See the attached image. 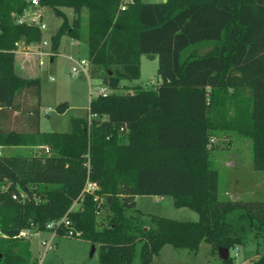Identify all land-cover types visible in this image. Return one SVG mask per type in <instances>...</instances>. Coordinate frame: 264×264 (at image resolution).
I'll use <instances>...</instances> for the list:
<instances>
[{"label": "trees", "instance_id": "trees-1", "mask_svg": "<svg viewBox=\"0 0 264 264\" xmlns=\"http://www.w3.org/2000/svg\"><path fill=\"white\" fill-rule=\"evenodd\" d=\"M29 1L0 0V147L50 154L0 155V264H32L23 230L57 238L72 230L95 247L99 264H133L137 251L139 264H151L166 245L196 254L202 242L215 255L252 234L264 238V201L220 200L210 160L213 139L236 134L264 172V0H132L124 11L122 0H38L61 20L51 57L62 36H85L89 65L105 71L108 89H127L122 83L137 79L141 57L158 62L155 89L98 95L88 105L96 118L72 119L68 133L39 130L40 81L15 66L16 44L43 37L11 16ZM198 44L211 47L182 57ZM87 180L97 186L92 194L83 192ZM143 196L170 197L198 221L145 216L136 209ZM102 208L105 224L97 222ZM63 218L69 226L46 228ZM252 264H264V255Z\"/></svg>", "mask_w": 264, "mask_h": 264}, {"label": "rangeland", "instance_id": "rangeland-1", "mask_svg": "<svg viewBox=\"0 0 264 264\" xmlns=\"http://www.w3.org/2000/svg\"><path fill=\"white\" fill-rule=\"evenodd\" d=\"M144 3H158L162 0H142ZM71 19V11L64 9ZM43 21L46 30L42 33L47 42L41 51L47 53L40 56L35 50L25 54L27 46L17 48L15 66L18 73L27 78H38L40 81L41 108L39 114V129L44 133H68L72 119L87 118L90 122L96 117H88V105L91 99L98 95L132 93L137 86L143 89H155L160 80L157 76V59L141 57L139 75L132 82H123L127 89L112 91L102 83L105 71L96 70L89 65L86 37L75 41L67 36L59 40L57 54L51 57L50 38L58 30L61 20L49 9H43ZM85 12L83 18L85 19ZM85 26L83 27V30ZM211 45H192L182 52V57L191 53L202 55ZM19 50L21 52H19ZM23 51V52H22ZM70 58H72L70 60ZM85 61L86 66H78L77 62ZM77 71L72 73L71 69ZM91 70V71H90ZM92 72V73H91ZM66 104L63 113H58L56 107ZM47 109L48 116L44 113ZM105 118H103L104 120ZM214 150L211 153L212 167L218 172V195L220 200L264 201V172L254 170L252 147L248 140L236 134H219L213 139ZM1 156H44L45 148H8L0 151ZM78 208L73 204L71 209ZM136 209L145 216H156L180 222H196L198 214L188 208H176L170 197L143 196L136 198ZM131 213V212H130ZM107 212L102 208L97 215L99 224L106 223ZM24 240L29 241L32 264H99L98 251L92 253L88 242L77 238H54L51 233H37L23 230ZM1 237V236H0ZM52 240V241H51ZM42 243L52 245V250L45 252ZM211 248L202 242L197 253L188 250H175L170 245L162 248L151 264H241L243 261L254 262L264 255V238L256 239L252 234L244 245L235 246L229 250L230 261L224 263L217 254L210 253ZM133 264H139V254L136 252Z\"/></svg>", "mask_w": 264, "mask_h": 264}, {"label": "built area", "instance_id": "built-area-1", "mask_svg": "<svg viewBox=\"0 0 264 264\" xmlns=\"http://www.w3.org/2000/svg\"><path fill=\"white\" fill-rule=\"evenodd\" d=\"M130 3H132V0H122V2L120 4V8H119L120 11H124L126 9V6L128 4H130ZM42 10L43 9L39 6L38 0H30L29 1V8L28 9L24 10L23 13L20 14V15L12 14L11 16H12L15 24H17V25L34 26V27H37L39 29V31L43 33L46 30V26H45L44 21H43V17L44 16H43ZM20 44L22 46H26L23 43H17L16 44V47L18 48L20 46ZM46 45H47V42L45 40H43V38H42V40H41V42L39 44L27 45V48L25 49L26 52H23V51L22 52L28 55V54L31 53L30 50L33 49V50L36 51L37 54H39L40 56H43V55H46L47 53L42 52L41 51V48L42 47H45ZM19 52H21V51L19 50ZM16 53H17V50H16ZM49 56H51V55H49ZM71 59L72 58H70V60ZM77 65L80 66V67L81 66L84 67V66H86V62L83 61V60H81V61L77 62ZM71 71H72V73H75L77 71V69L76 68H72ZM102 94H104V93H102ZM49 111H50V109H47L44 114L47 115V112H49ZM45 153H48V149L47 148H45ZM86 167L89 170L88 164L86 165ZM96 190H97L96 184H94L92 182H89L87 180L83 192L88 193V194H92ZM13 199H15V197H13ZM94 201L95 202H101V201H99V199L97 197L94 198ZM74 204H77L78 205L79 203L75 202ZM98 208H99V205H98ZM100 211L101 210H98L97 214H99ZM59 224H62L64 227H67V226L70 225L69 222L66 221L63 218L62 220H60V222H51V223H49L46 226V228L49 229V230L50 229L52 230V229H54L55 226H57ZM51 234H52V237H51L52 240L54 238H56V235H55V232L54 231ZM73 236H78V233H75L74 231L69 230L68 233H67V237L70 238V237H73ZM18 237L25 238L26 237V234L24 233V231H22L19 234ZM42 245L44 247V250H43L42 254L40 255V257L45 252L50 251V250L53 249L52 248V245L50 246V244L42 243ZM252 263H253L252 261H248V262H243L241 264H252Z\"/></svg>", "mask_w": 264, "mask_h": 264}, {"label": "water", "instance_id": "water-1", "mask_svg": "<svg viewBox=\"0 0 264 264\" xmlns=\"http://www.w3.org/2000/svg\"><path fill=\"white\" fill-rule=\"evenodd\" d=\"M92 253L95 252V247H91ZM217 255L221 261H226L229 257V251L227 249L220 248L217 250Z\"/></svg>", "mask_w": 264, "mask_h": 264}, {"label": "crops", "instance_id": "crops-1", "mask_svg": "<svg viewBox=\"0 0 264 264\" xmlns=\"http://www.w3.org/2000/svg\"><path fill=\"white\" fill-rule=\"evenodd\" d=\"M165 0H162V2H164ZM40 100H41V96H40ZM46 116H48V114L46 115ZM40 130V129H39ZM8 148H18V147H0V151H2V150H4V149H8ZM1 155V154H0ZM31 249V248H30ZM30 253H31V250H30ZM248 261H251V260H247V261H243V262H248ZM242 262V263H243Z\"/></svg>", "mask_w": 264, "mask_h": 264}]
</instances>
